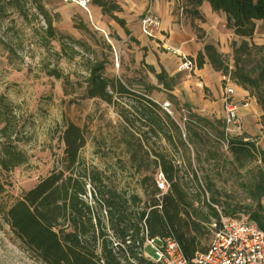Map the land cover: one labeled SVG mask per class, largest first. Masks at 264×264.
<instances>
[{
    "label": "rangeland",
    "instance_id": "obj_1",
    "mask_svg": "<svg viewBox=\"0 0 264 264\" xmlns=\"http://www.w3.org/2000/svg\"><path fill=\"white\" fill-rule=\"evenodd\" d=\"M9 1L0 0V96L5 97L15 108L20 141L13 145L23 151L28 160L23 166L8 173L0 170V182L3 185L0 192V264H42L11 233L3 214L38 181L52 171L61 169L62 144L57 136L62 126L68 122L84 131L85 145L79 152L81 161L87 167L99 171L105 184L118 192L136 194L143 203L149 199L152 178L158 172L154 168V157L151 153V148H154L173 155L180 165L189 156L192 168L203 186L205 182H211L214 186L212 189L218 192L217 197L220 200L228 196L227 199L232 201L234 197L237 202L243 201L244 195L239 187L242 178H238L237 174H243L244 169H238L236 173L235 166H230L229 163L223 169L217 167L213 161L206 162L207 152L214 153L216 149L215 143L207 138L209 136L205 137L207 132L204 129L202 131L192 123L201 131L193 129L197 133L193 139L199 151L198 157L187 144L186 149L178 144V137L186 142L183 118L189 117L187 112L193 114L194 117H189L191 120L198 117L206 121L211 128L201 124L211 134L215 135L216 129L222 133L223 106L213 99L209 104L210 108L203 109L199 112L202 116H199L194 111L199 105L195 92L192 93L193 103L186 104L171 92L164 91L157 84L154 75L143 65L146 61L151 62L150 66L156 73L161 68L151 53H146V50L142 51L139 47L137 39L141 34L138 31V22L145 10L152 9L155 13L157 11L160 16L158 9L161 8L162 11L167 10L175 20L183 23L190 21L196 41L202 45L211 43L229 69L233 66L232 43L236 47L243 40L249 46H261L264 43L260 22L255 23L249 38H240L225 27L222 13H213L208 20L200 19L201 21L193 23L192 18L182 10L183 0H109L118 7L112 14L123 21L124 30L112 17L101 14L100 9L92 3L87 10H82L71 5L68 0H27L17 5H9ZM47 20L50 21L54 33L53 39H49L46 34ZM201 25L203 27H199ZM148 40L154 45L158 43L155 39ZM161 52L168 54L164 50ZM93 57L106 61L105 77L119 78L134 94L148 96L159 103L168 102L172 117L168 116L178 125L180 132L175 133L167 124L166 135L159 134V138H139L143 150H137L136 128L140 127L132 113V106L137 104L135 97H117L118 105H107L99 99L81 97L80 89L65 94L72 87L65 85L62 79L47 75V70L55 69L62 76L68 77L72 84L81 82L86 76L85 60ZM216 75L221 77L219 72ZM223 77L233 86L234 83L227 76ZM222 79L221 83L224 84ZM221 87L223 89V85ZM203 91L207 94L208 90L204 88ZM122 114L134 123L133 137H129L127 133L130 132V126L122 119ZM166 114L160 109L159 115L163 119ZM247 135L256 145L260 141V145L264 146V131L258 129V126L253 125ZM166 136H170L173 143ZM173 145L177 147L178 153L173 151ZM133 148L135 151L131 154ZM219 152V159L226 157L229 162V155ZM208 197L206 192L205 198ZM197 206L203 213L208 214L206 207L201 204ZM212 207L220 210L216 206ZM233 218L246 219V216ZM211 237L210 231L206 246ZM147 252L150 254L149 249Z\"/></svg>",
    "mask_w": 264,
    "mask_h": 264
},
{
    "label": "trees",
    "instance_id": "obj_2",
    "mask_svg": "<svg viewBox=\"0 0 264 264\" xmlns=\"http://www.w3.org/2000/svg\"><path fill=\"white\" fill-rule=\"evenodd\" d=\"M26 1L10 0L8 3L17 5ZM204 2L208 3L212 12L225 16V27L235 36L249 38L256 22H260L264 33V0H183L182 10L189 18L202 19L199 7ZM92 4L100 9L101 14L112 17L125 29L123 21L112 14L118 9L116 4L109 0H92ZM46 29L49 39H53L54 33L48 20ZM231 47L232 69L211 43H203L195 58L196 68L201 69L208 64L215 72L227 76L236 86L248 92L261 110L259 123L264 127V43L249 46L243 40L238 47L235 43ZM143 65L164 91L173 90L176 82L162 68L156 73L152 66ZM105 69L106 61L93 57L85 60L86 76L81 82L72 84L68 77L55 69L47 70V75L62 79L65 85L72 87L65 94L80 89L81 97L99 99L107 105H118L117 97H135L137 104L132 106V113L140 127L136 128L137 150H143L139 138L166 135L167 124L175 133L180 132L178 125L167 114L165 119L159 115L160 108L148 96L134 94L119 78L105 77ZM145 89L149 90L147 86ZM14 109L5 97L0 96V170L4 173L23 166L28 160L26 154L13 145L20 141ZM188 115L194 117L191 112ZM189 117V121L184 123L186 142L178 137L179 146L186 149L187 144L198 157L199 151L193 139L197 133L193 129L199 132L204 129L208 133L205 132V137L209 136L207 138L215 143L216 149L214 153L207 152L206 162L213 161L223 169L229 163L235 166L236 173L238 169H244L243 174H237L238 178H242L239 183L244 195L242 202H237L235 197H232L233 201L227 199L228 196L220 200L211 182H205L203 186L189 156L185 157L183 165H177L173 155L154 148H151L154 168L163 174L169 186L167 192L162 194L157 189L154 178L152 192L144 203L136 194L118 192L105 184L99 171L81 161L79 152L85 145L84 131L68 122L57 136L62 144L61 169L38 181L4 212L3 217L11 233L42 264H154L138 256L145 236L147 239H172L184 258L191 260L195 253L207 248L205 242L210 233L209 225L211 220H218V211L212 205L220 208L219 213L223 217L246 216L264 233V207L261 203L264 197V151L243 133L227 141L224 153L229 155V162L226 157L219 159L217 154L222 151V133L216 129L213 135L201 124H206V121L198 117L191 120ZM122 119L130 126V132L126 131L129 137H133L134 123L124 114ZM166 137L173 143L170 136ZM134 151L133 148L130 153ZM173 151L178 153L176 146ZM2 190L0 182V192ZM206 192L209 194L207 199ZM199 204L206 207L208 214L198 208Z\"/></svg>",
    "mask_w": 264,
    "mask_h": 264
},
{
    "label": "built area",
    "instance_id": "obj_3",
    "mask_svg": "<svg viewBox=\"0 0 264 264\" xmlns=\"http://www.w3.org/2000/svg\"><path fill=\"white\" fill-rule=\"evenodd\" d=\"M68 2L79 9L87 10L92 0H68ZM138 31L144 38L160 42L162 50L177 58V72L190 74L195 71V60L185 55L179 48L167 43L162 34L161 19L152 9L145 10L141 15ZM223 82V140L220 141V145L221 150L226 152L228 139L241 136L244 130L242 117L238 114V105L233 101V87L225 77ZM150 100L172 117L168 102L159 103L151 98ZM241 105L247 106L246 103ZM187 121H189L188 117H184L183 122ZM181 131L183 133L182 129ZM177 165L180 164L177 163ZM154 183L162 194L167 192L169 186L160 171L155 174ZM209 226L212 237L207 248L195 253L191 260L184 258L179 246L172 239H147L146 236L138 256L154 264H264V233L255 224L247 219L223 217L218 211V220H212ZM142 227L146 234L144 222ZM147 249L150 250V254Z\"/></svg>",
    "mask_w": 264,
    "mask_h": 264
},
{
    "label": "crops",
    "instance_id": "obj_4",
    "mask_svg": "<svg viewBox=\"0 0 264 264\" xmlns=\"http://www.w3.org/2000/svg\"><path fill=\"white\" fill-rule=\"evenodd\" d=\"M167 6V5H166ZM168 7V6H167ZM155 10V8H153ZM158 9V8H157ZM156 9V10H157ZM162 9V8H161ZM160 11L159 18L161 19V30L163 36L166 38V41L169 45L179 48L185 55L195 60L196 55L201 51L202 44L196 41V37L191 31L190 21L181 22L172 18L170 14L166 11ZM96 14V12H93ZM199 13L204 20L211 18V15L214 13L211 11L208 3L204 2L199 7ZM225 17V16H224ZM200 19H192L193 23ZM198 22V21H197ZM199 27H203L202 25ZM125 28V25H124ZM126 30V29H124ZM207 33V31H206ZM139 41V47L142 51L146 50V53H151L152 56L156 59L161 68L172 77L174 80H177L175 86L171 93L180 98L184 103L189 104L193 103L192 93L195 92L198 96L199 105L198 109H194L197 115L202 116L199 112L203 109H209L210 102L213 99L218 100L217 104L223 106L222 103V85L221 79L222 75L219 78L215 72L208 64L203 65L201 69H195L190 74L179 73L176 70L177 67V58L175 56L165 54L161 52L160 45L156 43L154 45L152 41L141 36L137 39ZM157 41V40H156ZM159 47V49H157ZM147 65H152L151 62H147ZM223 81V79H222ZM231 84V83H230ZM233 101L238 103V114L242 117L243 120V130L247 135L248 131L252 129V126H258V129L264 131V127L260 125L259 119L261 116V110L257 106L255 99L251 97L248 92L242 90L240 87L233 84ZM206 88L207 94H204L203 89ZM242 101V102H241ZM242 103H246L247 106H242ZM260 140V139H259ZM264 151V146L260 145V141L256 147ZM261 203L264 207V197L261 200Z\"/></svg>",
    "mask_w": 264,
    "mask_h": 264
}]
</instances>
